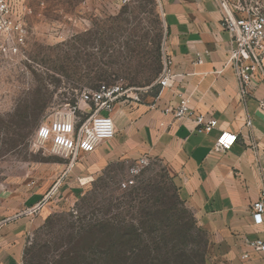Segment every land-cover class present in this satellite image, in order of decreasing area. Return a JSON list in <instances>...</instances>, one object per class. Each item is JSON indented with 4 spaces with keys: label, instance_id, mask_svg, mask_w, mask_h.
<instances>
[{
    "label": "rangeland",
    "instance_id": "rangeland-1",
    "mask_svg": "<svg viewBox=\"0 0 264 264\" xmlns=\"http://www.w3.org/2000/svg\"><path fill=\"white\" fill-rule=\"evenodd\" d=\"M11 21L23 24L25 45L16 57L0 44V222L22 241L23 263H212L209 234L178 200L163 162L91 160L80 182L72 155L36 138L46 119L78 108L86 89L152 81L164 67L159 1L24 0ZM129 89L150 103L149 88ZM123 233L138 248L115 262L101 246Z\"/></svg>",
    "mask_w": 264,
    "mask_h": 264
},
{
    "label": "crops",
    "instance_id": "crops-1",
    "mask_svg": "<svg viewBox=\"0 0 264 264\" xmlns=\"http://www.w3.org/2000/svg\"><path fill=\"white\" fill-rule=\"evenodd\" d=\"M158 1L176 89L196 113L215 118L217 128L203 134L193 120L165 114L176 103L173 91L159 97V90H151L148 104L119 102L111 113L115 138L72 168L78 165L76 177L83 182L91 160L101 168L119 159L160 160L180 200L209 234L210 264H264V254L249 246L264 241V220L256 223L252 212L264 190V81L257 77L249 97L242 98L229 60L230 37L213 0ZM223 132L237 136L228 151L216 148ZM9 228L0 222V264H24L22 241L10 240Z\"/></svg>",
    "mask_w": 264,
    "mask_h": 264
},
{
    "label": "built area",
    "instance_id": "built-area-1",
    "mask_svg": "<svg viewBox=\"0 0 264 264\" xmlns=\"http://www.w3.org/2000/svg\"><path fill=\"white\" fill-rule=\"evenodd\" d=\"M22 1L24 0H0V44L8 42L7 52L16 57L23 53L25 29L21 22L12 23L11 19L18 14ZM129 2L130 0H121L123 5ZM213 3L221 14L223 30L229 34V60L239 78L241 96L247 99L256 78L260 77L264 81V0H213ZM164 47V67L155 85L159 87V97L167 90L173 91L177 99L175 105L163 109L164 113L173 115L177 120L191 119L198 132L212 133L217 128L218 121L211 116L196 113L191 108L190 99L176 89L177 80L172 60ZM134 90L136 89L106 84H100L96 89H86L80 94L77 104L78 108L84 105L90 111L82 110L77 115L78 108L74 106L70 114L50 117L40 125L36 138L42 143L50 142L59 151L72 155L73 167L79 157L96 153L102 144L115 138L117 130L111 113L121 101L141 103L138 96L130 94ZM236 140V135L223 132L217 139L216 148L218 151H228ZM146 164L147 159L141 158L137 168H143ZM138 169L134 168L132 172L136 173ZM132 185V179L123 183L124 187ZM252 212L256 223H263L264 190L260 199L253 203ZM249 246L264 254V241H255L249 243Z\"/></svg>",
    "mask_w": 264,
    "mask_h": 264
},
{
    "label": "trees",
    "instance_id": "trees-1",
    "mask_svg": "<svg viewBox=\"0 0 264 264\" xmlns=\"http://www.w3.org/2000/svg\"><path fill=\"white\" fill-rule=\"evenodd\" d=\"M162 70H163V66L160 68L158 74L152 79V81L149 84H147L145 86H129V88L151 87L150 90L155 91V93H157L158 90H159V87L157 85H155V82L157 81V79L159 78L160 74L162 73ZM129 88L127 87L125 89H129ZM171 183H172V185L174 187V191H175V193L177 195L178 200L181 202V204L184 205V203L180 200V198L178 196L177 187L173 184L172 180H171ZM129 233H123V236H121L119 238V240H111V239H109V237H106L104 239L105 241L103 242L101 248L105 249L110 254H113V258H112L113 261H115V262H117V261L124 262V261H126L124 256H126L127 254L131 255L132 253L135 252V250H137V248H138V247H136V246H138L137 240H134V238L132 239L129 236ZM148 250H149L148 248L145 249V251H148ZM172 250H174V249L172 248ZM108 252H107V254H109ZM116 258L119 259V260H117ZM129 259H130V257H129ZM181 259H186V258H185L184 255H179L178 256V260L180 261ZM135 264H138V262H135Z\"/></svg>",
    "mask_w": 264,
    "mask_h": 264
}]
</instances>
